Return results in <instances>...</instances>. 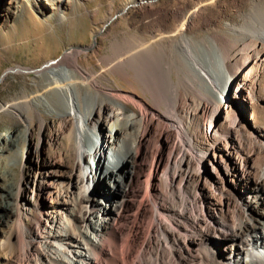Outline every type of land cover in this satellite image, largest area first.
Returning a JSON list of instances; mask_svg holds the SVG:
<instances>
[{
	"label": "bare ground",
	"instance_id": "6f19581e",
	"mask_svg": "<svg viewBox=\"0 0 264 264\" xmlns=\"http://www.w3.org/2000/svg\"><path fill=\"white\" fill-rule=\"evenodd\" d=\"M250 3L240 22L203 38L192 35L202 5L165 30L151 21L150 41L104 62L114 74L132 70L149 103L103 85V73L81 66L78 48L37 70L6 72L37 73L39 89L1 110L24 123L26 139L33 112L40 139L67 162L40 160L32 181L22 165L16 188L0 195L3 264H264V93L254 76L264 66V0ZM167 50L172 61L163 68ZM247 100L254 142L235 111L250 109ZM43 109L60 118L62 132L52 134ZM123 117L127 128L107 140V126ZM14 144L0 138V173ZM98 182L119 198L94 194Z\"/></svg>",
	"mask_w": 264,
	"mask_h": 264
},
{
	"label": "rangeland",
	"instance_id": "374dc122",
	"mask_svg": "<svg viewBox=\"0 0 264 264\" xmlns=\"http://www.w3.org/2000/svg\"><path fill=\"white\" fill-rule=\"evenodd\" d=\"M66 1L59 10L53 5L57 4V0H0V138L6 134L13 137L15 144L12 148L16 150L15 155L5 162L1 169L0 195L16 188L22 165L32 171L25 174V177H30L28 181H32L40 160L50 156L58 163L67 162L62 149L56 144L50 146L46 140L40 139L39 121L33 112L30 113L33 118V131L26 139L24 123L1 110L3 105L25 95H32L39 89L37 73L13 72L5 77L6 72L18 67L37 70L48 61H59L66 50L78 48L81 51V66L91 73H103V85L115 87L126 94H134L139 100L149 103L151 96L146 92L148 89L134 77L136 75L132 70H128L126 74H114L107 70L104 62L110 57H115L117 52L126 49L134 41H150L152 36L147 31V26L151 21L156 29L161 27L165 30L171 18L180 17L188 8L202 5L201 18L192 35L203 38L214 31H223L227 23L240 22L239 12L247 11L251 6L250 0H152L150 3L148 0ZM46 7H49V10H46ZM61 14H64L65 18L59 21ZM172 28L173 26L169 30ZM170 55L167 50L161 63L163 68H167V64L172 61ZM254 76L264 93V66ZM174 78L177 80L176 75ZM226 103V96L221 97V108L217 114L220 120L225 119ZM243 104L250 108L248 100L243 101ZM259 105H264V100H259ZM130 107L132 109V106ZM165 108L162 106V110H166ZM237 109L235 111L240 115L239 123L244 127L242 135L254 142L252 137L255 136L251 134L252 109H246L244 112L240 108ZM125 113L131 114L130 110ZM42 115L48 120L52 134L57 135L64 130L59 117L47 113L44 109ZM124 120V117L120 118L116 125L107 126V140L109 137H115V129L127 128ZM217 121L214 124L218 123ZM211 125L210 120L207 127ZM21 134L23 142H16ZM260 161L262 163L263 160ZM104 167L109 168V165L106 163ZM93 188L94 194L99 193L100 198L108 194L114 197V200L119 198V193L107 191L108 183L98 182ZM7 232L8 229L0 224V264L4 262L5 250L1 247L5 245Z\"/></svg>",
	"mask_w": 264,
	"mask_h": 264
}]
</instances>
